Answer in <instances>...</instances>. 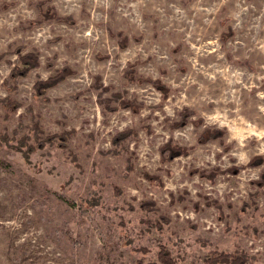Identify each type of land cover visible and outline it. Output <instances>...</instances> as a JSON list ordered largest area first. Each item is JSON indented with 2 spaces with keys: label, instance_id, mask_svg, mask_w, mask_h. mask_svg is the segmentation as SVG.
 <instances>
[{
  "label": "rangeland",
  "instance_id": "1",
  "mask_svg": "<svg viewBox=\"0 0 264 264\" xmlns=\"http://www.w3.org/2000/svg\"><path fill=\"white\" fill-rule=\"evenodd\" d=\"M0 55V264H264V0H0Z\"/></svg>",
  "mask_w": 264,
  "mask_h": 264
},
{
  "label": "trees",
  "instance_id": "2",
  "mask_svg": "<svg viewBox=\"0 0 264 264\" xmlns=\"http://www.w3.org/2000/svg\"><path fill=\"white\" fill-rule=\"evenodd\" d=\"M44 18H49V19H55L56 21H62L65 23H73L72 19L70 17H58L55 12L53 11H45L43 13ZM19 63L21 65L20 68H15L12 70V77L14 75L16 76H24L26 75L30 70L36 68L38 66V58L35 53L29 52L25 54H20L19 51ZM3 55H0V58ZM73 74V72L68 68L64 67L61 70L56 71L55 75L52 77H49L46 80H38L34 86L33 89L36 92V94L41 95L42 93L45 92L46 89L49 87H52L62 81L66 76ZM155 87H157L160 91L165 90V88L162 87V85L158 81H154L152 83ZM113 97L116 98L117 100H120L118 94H113ZM5 103L8 104L9 107L15 108L17 105L14 102L9 101V99L3 100ZM125 102L121 101V104H124ZM185 116L189 115L191 112L187 109L184 110ZM184 121V120H183ZM196 124L197 121H196ZM34 128L36 129L35 133L38 135L39 130H37V124L34 125ZM129 132H124L120 133V137L124 138L128 136ZM222 132L217 130V129H206L205 131L202 132L201 136L199 137L200 142H204L206 139L210 138H217L222 136ZM55 140H59L62 143H57L59 147L63 148L66 140V135H49L46 136L44 139H39L37 138L38 146L43 147L45 144H54ZM185 149L184 148H173L172 153L173 154H180L184 153ZM262 161V157H256L252 159L249 163V165L253 164H259ZM261 177H264V172L261 174ZM163 223V222H162ZM160 223L157 225L155 224L156 228H160ZM136 251H143L145 252V249H136ZM157 258L155 262H148V263H143V262H138V264H178L175 258H173L170 254V252L164 247V246H159L158 252H157ZM253 258L248 256L245 252H239V251H234L233 253H225V252H211L209 256H207L202 264H252ZM197 264V263H193Z\"/></svg>",
  "mask_w": 264,
  "mask_h": 264
}]
</instances>
